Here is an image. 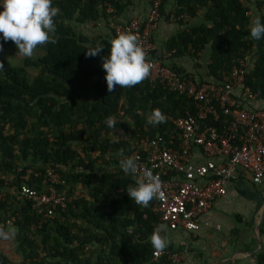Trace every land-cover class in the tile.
<instances>
[{
  "label": "trees",
  "instance_id": "1",
  "mask_svg": "<svg viewBox=\"0 0 264 264\" xmlns=\"http://www.w3.org/2000/svg\"><path fill=\"white\" fill-rule=\"evenodd\" d=\"M120 1L52 0L60 9L54 18L57 42L38 46L31 57L5 58L18 49L0 40L5 66L0 71V228L16 229L14 239L0 240V264H175L167 256L153 261L150 238L161 224L153 212L156 200L143 207L128 197L127 189L140 177L123 173L119 160L120 153L144 158L141 141L147 137L169 141L177 134L171 120L193 115L196 102L148 78L131 88L107 90L102 63L113 39L88 38L73 25L96 27L111 16L106 4L119 14ZM249 5L264 21V0H176V17L186 16L185 26L191 20L201 23L168 41L166 49L193 60L207 54L200 83L229 77L254 49L242 88L264 101V39L250 38ZM97 46L104 47L101 55L88 57ZM154 109L167 116L165 123H148ZM108 117L115 127L107 126ZM227 125L224 116L209 121L219 131ZM48 172L57 176V184ZM24 187L55 188L74 199L49 219L21 197Z\"/></svg>",
  "mask_w": 264,
  "mask_h": 264
},
{
  "label": "built area",
  "instance_id": "2",
  "mask_svg": "<svg viewBox=\"0 0 264 264\" xmlns=\"http://www.w3.org/2000/svg\"><path fill=\"white\" fill-rule=\"evenodd\" d=\"M164 1L150 0V10L145 20L131 19L124 25H116L113 33L115 38L121 33L137 35L138 43L151 64L150 84H159L164 90L196 102L193 115L171 120L176 135H171L169 141L160 136L145 138L141 141L145 157H136L137 176L141 178L143 170L147 168L161 180L164 199L154 198L153 206V212L159 215L160 222L167 224L170 230L190 232L197 229L200 218L214 202L226 194V184L236 179L238 170L250 174L256 184L264 181V108L244 107V100H258L256 95L242 88L248 72L247 57L233 68L229 77L216 83L195 82L191 76L176 74L161 61L153 59L155 46L152 32L161 19L160 9ZM106 5V12L113 15L114 10ZM237 89L241 91L240 96L235 95ZM223 116L228 119V125L222 130L209 126V121L216 123ZM191 148L200 150L207 160L223 158L226 162H207L193 167L190 165ZM48 176L52 183H58L57 176L52 172H48ZM176 176L181 179H176ZM21 197L32 201L33 208L49 219L59 211L64 212L67 204L74 199L55 188L34 192L24 187ZM13 223L14 219L5 225L11 227ZM163 256L180 264L181 255L165 251L159 254L155 252L153 261Z\"/></svg>",
  "mask_w": 264,
  "mask_h": 264
},
{
  "label": "crops",
  "instance_id": "3",
  "mask_svg": "<svg viewBox=\"0 0 264 264\" xmlns=\"http://www.w3.org/2000/svg\"><path fill=\"white\" fill-rule=\"evenodd\" d=\"M118 3L122 6L119 14L114 12L107 21H99L96 27L75 24L74 30L91 39H114V26L124 25L131 19L143 21L150 10V0H121ZM250 8L248 14L252 24L258 14L254 6ZM163 11L164 15L152 32V42L155 46L153 59L161 61L172 70L181 71V75L191 76L195 82L200 83L206 65L202 68L199 60L206 54L200 55L198 60L173 57V53L167 51L166 44L184 30L201 23V20H191L185 26L186 16L176 17V0H169L163 6ZM254 55L253 49L246 56L250 68L253 66ZM165 56L168 58L164 59ZM240 94L241 91L237 89L235 95ZM243 103L245 108H264L262 100H244ZM190 153V165L193 167L205 165L207 162H226L223 158L207 160L197 148H191ZM176 179L181 178L176 176ZM226 189V194L216 200L202 215L196 230L189 232L167 228V231L163 232L162 235L168 240L166 249L175 250L181 255L180 264H264V181L256 184L250 174L238 170L236 179L229 181Z\"/></svg>",
  "mask_w": 264,
  "mask_h": 264
},
{
  "label": "clouds",
  "instance_id": "4",
  "mask_svg": "<svg viewBox=\"0 0 264 264\" xmlns=\"http://www.w3.org/2000/svg\"><path fill=\"white\" fill-rule=\"evenodd\" d=\"M60 9L52 6V0H0V40L4 43L11 41L18 52L31 57L38 46L55 44L56 26L54 18ZM250 38L260 41L264 39V21L257 17L250 27ZM110 53L103 57L102 68L105 71L107 90L112 92L119 88H131L150 76L151 64L147 61L137 35L121 33L111 42ZM104 47L97 46L87 51L88 57L101 55ZM3 52V43H0ZM5 68L0 62V71ZM167 121V116L159 109H154L148 116V123L156 126ZM109 128L115 127L112 117L106 119ZM119 165L123 173L135 176L138 171L136 158L125 157L120 153ZM128 197L137 205L147 207L154 199H164L161 180L151 169H144L142 177L134 187L127 189ZM12 227V226H11ZM167 224H159L152 232L150 243L157 254L162 253L168 246V240L161 233L167 231ZM16 229L8 231L0 228V240L14 239Z\"/></svg>",
  "mask_w": 264,
  "mask_h": 264
},
{
  "label": "rangeland",
  "instance_id": "5",
  "mask_svg": "<svg viewBox=\"0 0 264 264\" xmlns=\"http://www.w3.org/2000/svg\"><path fill=\"white\" fill-rule=\"evenodd\" d=\"M22 55L19 53V52H15V53H13V52H11V53H7L6 55H5V58H8V59H10V60H19L20 59V57H21ZM207 61H208V56H207V54L206 55H203L201 58H200V60H199V64H201L202 66V68H205V64H207ZM200 70H202V71H204V69H200ZM203 74V73H202ZM10 230V229H9Z\"/></svg>",
  "mask_w": 264,
  "mask_h": 264
}]
</instances>
